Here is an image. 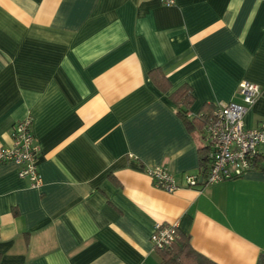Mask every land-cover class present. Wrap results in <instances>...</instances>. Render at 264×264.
<instances>
[{
    "label": "crops",
    "instance_id": "obj_1",
    "mask_svg": "<svg viewBox=\"0 0 264 264\" xmlns=\"http://www.w3.org/2000/svg\"><path fill=\"white\" fill-rule=\"evenodd\" d=\"M242 80L261 88L243 116L253 128L264 0H0V144L30 117L42 178L32 187L0 162V264H161L156 223L217 264H256L264 170L188 186L202 175V129L171 97L187 86L188 115L210 112L240 102ZM157 167L175 190L154 186Z\"/></svg>",
    "mask_w": 264,
    "mask_h": 264
},
{
    "label": "built area",
    "instance_id": "obj_2",
    "mask_svg": "<svg viewBox=\"0 0 264 264\" xmlns=\"http://www.w3.org/2000/svg\"><path fill=\"white\" fill-rule=\"evenodd\" d=\"M165 6H173L175 0H158ZM240 102L216 103L202 126V145L208 158L203 175L188 174V186L209 185L241 177L251 166V159L264 144V121L247 128L243 116L258 98L261 88L249 80L238 86ZM32 119L16 121L10 131L11 144H0V162H13L18 166L19 177L29 179L32 187L41 185L37 169L38 146L31 130ZM155 187L171 192L177 188L174 177L163 167L149 171ZM177 235L174 223H156L151 234L153 248L166 249Z\"/></svg>",
    "mask_w": 264,
    "mask_h": 264
},
{
    "label": "trees",
    "instance_id": "obj_3",
    "mask_svg": "<svg viewBox=\"0 0 264 264\" xmlns=\"http://www.w3.org/2000/svg\"><path fill=\"white\" fill-rule=\"evenodd\" d=\"M156 71H153L155 73ZM152 79L162 87V77L159 74H153ZM171 97L177 102L178 113L187 120V124L191 127H198L200 132L207 115L211 112L200 111L197 114L188 115V108L191 103V92L187 86H181L176 91L171 93ZM211 108V107H210ZM202 132V131H201ZM200 152V167L202 175L205 172V167L208 161L206 148L203 145L199 147ZM251 166L264 170V154L257 152L251 159ZM161 255V264H217L197 252L189 243V239L180 236L177 230V235L171 245L166 249H156ZM256 264H264V254H260Z\"/></svg>",
    "mask_w": 264,
    "mask_h": 264
}]
</instances>
